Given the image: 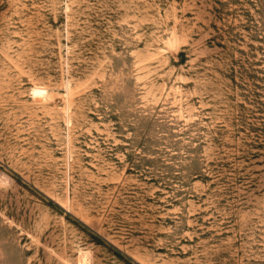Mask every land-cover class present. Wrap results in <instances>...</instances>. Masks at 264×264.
<instances>
[{
	"label": "rangeland",
	"instance_id": "1",
	"mask_svg": "<svg viewBox=\"0 0 264 264\" xmlns=\"http://www.w3.org/2000/svg\"><path fill=\"white\" fill-rule=\"evenodd\" d=\"M0 264H264V0H0Z\"/></svg>",
	"mask_w": 264,
	"mask_h": 264
}]
</instances>
